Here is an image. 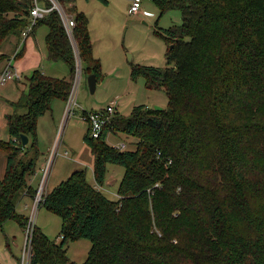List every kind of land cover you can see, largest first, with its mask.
<instances>
[{"label": "trees", "instance_id": "obj_1", "mask_svg": "<svg viewBox=\"0 0 264 264\" xmlns=\"http://www.w3.org/2000/svg\"><path fill=\"white\" fill-rule=\"evenodd\" d=\"M151 1L160 17L179 11L183 24L155 32L168 44L167 67L132 65L131 80L143 77L148 89L163 90L167 109L117 112L97 140L88 129L96 186L104 187L109 165L125 171L118 197L112 201L92 186L85 170L54 187L40 206L61 218V242L35 227L31 264H77L67 245L80 240L92 246L85 264H264V0ZM33 5L0 0V63L9 59L1 54L4 44L19 41L29 26ZM67 10L82 68L98 82L103 74L89 19L75 7ZM37 25L48 29L49 59L66 63L70 79L35 71L17 105L25 113L9 117L12 139L0 143L8 159L0 230L10 220L24 232L29 224L17 203L26 192L37 195L29 181L40 155L38 121L55 100H68L76 70L59 13ZM120 133L138 141L134 151L109 145L108 136Z\"/></svg>", "mask_w": 264, "mask_h": 264}, {"label": "rangeland", "instance_id": "obj_2", "mask_svg": "<svg viewBox=\"0 0 264 264\" xmlns=\"http://www.w3.org/2000/svg\"><path fill=\"white\" fill-rule=\"evenodd\" d=\"M108 1L107 6L99 0H75L73 2L75 8L79 12L85 13L91 23L90 30L95 57L99 58L101 62L103 78L98 81L95 93L92 94L88 82L90 76L82 68L83 65L79 57L75 62L76 70L72 79L74 85L77 75L80 78V86L76 96L77 106L74 107L73 114L67 113V101L63 104L62 100H55V104L63 108L65 113L63 118L59 120L60 117L57 114L49 112L38 121V145L40 149L38 158L39 160L44 159L43 161L52 160L46 176L48 178L52 173L51 182H48L47 185L45 183L48 189L65 182L75 171L83 170L87 172L88 182L92 186L95 185L94 173L92 172L94 157L84 141L88 131V124L82 119L84 111L101 110L115 100L117 101L116 110L120 111L124 117L130 116L132 110L140 107V105L148 108L160 107L163 110L167 109L168 106L169 99L163 90L148 89L143 77H139L137 81L131 80V70L134 65L155 66L162 69L167 67L168 44L155 32L174 25L181 26L183 24L181 13L168 11L160 17L159 9L153 1L142 0V10L148 11L150 15L146 18L143 12L137 13V15L128 13L131 0ZM66 7H69V3ZM44 31L46 29H43L42 33ZM43 36H39V38L42 39ZM71 44L73 53L75 50L78 53L76 41L74 40L76 47L73 46V43ZM58 64L65 66L64 75L70 74V68L65 63L60 62ZM107 141L111 146L124 143L126 151H134L138 142L122 133L118 136H109ZM66 154L68 158L64 157ZM107 171L102 192L113 201L117 199L119 185L125 171L116 165H109ZM41 177H44L43 171ZM45 194L46 191L43 192V195ZM30 217L31 215L28 218ZM8 224H10L8 226L14 227V231L19 228V224L15 220H10ZM38 224L47 228L46 232L51 241L58 240L61 242L62 220L60 217L51 214L46 208L40 206L35 214V227ZM26 237V233L23 232L18 235L12 234L9 236L8 243L5 234L0 231V264H10L11 257L15 258V256L16 258L20 257L21 260ZM14 242L19 247H16ZM6 244H9L10 248ZM67 249L69 259L75 260L78 264H85L92 246L88 240L70 241Z\"/></svg>", "mask_w": 264, "mask_h": 264}, {"label": "crops", "instance_id": "obj_3", "mask_svg": "<svg viewBox=\"0 0 264 264\" xmlns=\"http://www.w3.org/2000/svg\"><path fill=\"white\" fill-rule=\"evenodd\" d=\"M106 1H108V0H106ZM73 2L69 3V7H66V5L68 4V2H67L64 8L66 10L67 9L70 10L71 8H74L75 6L73 5ZM108 4H109V1H108ZM141 12H143L144 17L148 18L144 14V13H147L148 11L142 10ZM89 23H90V21H89ZM170 27H172V26H170ZM170 27H168V28H170ZM43 29H46V31H44L42 33ZM45 32H46V34L44 35ZM47 34H48L47 27L37 26L36 29L34 30L33 35L31 37L27 38L26 41L23 42L21 48L19 49L17 56L15 54L17 53V50L19 48L20 40L18 41L15 38H10L9 41H7L4 44V46L1 50V54L8 55L9 59L5 60V62L0 63V75H2V73L5 71V68L7 67V65L10 64L12 70H14L15 72L18 73V78L13 80V81H8V82H6V84H3V85L0 84V143H2V142L7 143L8 141H10L12 139L11 135H10V129L8 128L9 117L15 116V115H21V113L24 112L23 109L17 107V105H19L23 100L22 98H24L28 94L29 87H30L29 80L35 71L39 70L47 77H53L56 79H64V80L70 79V74L69 75L63 74L65 66H59L58 63H60V62H53L49 59V55L47 54V42H46L47 41V39H46ZM39 36H43L42 39H40ZM90 37H91V30H90ZM93 52H94V45H93ZM94 55H95V52H94ZM61 102L63 104L66 103L64 101H61ZM55 103L56 102L54 101L53 105H52V110L50 113L57 114L60 117L59 120H61L63 118V115H65V113L63 111V108L61 106H59L58 104H55ZM53 108H54V110H53ZM102 109H105V108H102ZM98 110H100V109H98ZM92 111H95V110H92ZM118 113H120V111H118ZM38 128H39V122H38ZM88 129H89V127H88ZM109 136H111V135H109ZM48 151H49V149H48ZM64 157H66V156H64ZM40 158H41V156H40ZM66 158H68V156ZM43 160L44 159L41 158V160L38 161L37 169L35 172L36 174L29 181L30 187H32L37 192L39 190V188L37 189V187H39V185L41 184L42 179H43V177H41L42 171L44 170L45 166L47 165V162L49 159H47L45 161H43ZM7 164H8V159H7L6 153L0 149V179H3L6 175L5 172L7 169ZM53 166H54V164H53ZM51 170H53V169H51ZM92 172L94 173V171H92ZM51 175H52V173H51ZM51 175L46 179V181H45L46 185L48 184V182H51L50 181ZM46 185L44 187L46 194L53 191L54 187H56V185H55V186L48 189ZM93 186L97 187L96 184ZM98 187L97 188L102 191L103 187H100V186H98ZM117 197H118V195H117ZM34 205H35L34 199L31 198L28 195V193L26 192L24 194V196L18 202L17 212L20 216H23V217L25 216L28 218L33 213ZM8 225H10V224H8V222H7L4 225L3 229L0 230L5 234L6 239L8 240V243L10 240V238H9L10 235H12V234L18 235L20 232L25 233L21 229L20 225H19V228L16 229V231H14L13 226L10 227ZM36 227L47 235V232H46L47 228L45 226L41 227V224L40 225L38 224ZM10 233H12V234H10ZM55 242L60 243V242H58V240H55ZM14 244L16 247H19V245L16 242H14ZM6 245L8 246V248H10L9 244H6ZM20 262H21L20 257L19 258H16V256H15V258L11 257L10 264H21ZM73 262L76 263L75 260H73Z\"/></svg>", "mask_w": 264, "mask_h": 264}, {"label": "built area", "instance_id": "obj_4", "mask_svg": "<svg viewBox=\"0 0 264 264\" xmlns=\"http://www.w3.org/2000/svg\"><path fill=\"white\" fill-rule=\"evenodd\" d=\"M46 2H50L51 6H48ZM142 0H131V5L128 13L130 15H137V13H140L142 11ZM31 17L29 21V26L22 32L21 34V41L19 44V48L17 50V53L15 54L17 56L19 49L21 48L24 41H26L27 38L31 37L34 33V30L38 26V22L42 19H44L50 12L57 11L60 15L62 24H64L65 30L68 34V37L71 38L73 46L74 44V38H73V30L75 28L74 20L71 16L68 15L67 10L64 8V6L61 5V0H34L33 8L31 9ZM145 16L149 17V13H144ZM76 47V46H75ZM76 53V61L80 57L78 56L77 50L74 51ZM15 56V57H16ZM81 62V61H80ZM79 73V72H78ZM18 78V73L12 70L11 65L8 64L5 68V71L0 76V84H6L8 81H13ZM80 78L76 77L74 80V85L70 91V94L68 96L67 100V113L73 114V109L75 106H77V92L80 86ZM117 101H113L110 103V105L102 110H96L91 112L84 111V115L82 117L83 121L88 124L89 130H90V137L94 140H97L101 137L106 127L111 125L112 120L117 114L116 110ZM115 148L119 149L120 151H126V146L124 143L120 145H114ZM67 157V154L65 155ZM51 161L49 160L47 162V165L45 166L43 173L44 177L42 179L41 184L39 185V190L37 192L36 197L34 198V209L33 213L31 215V219L29 221V224L25 230V233L27 235L26 237V243H25V250L23 252V256L21 258V264H31V257H32V251L33 248H31V242L33 238V229L35 228V214L37 210L39 209L41 202L43 200V192L45 191V181L48 169L51 165Z\"/></svg>", "mask_w": 264, "mask_h": 264}, {"label": "water", "instance_id": "obj_5", "mask_svg": "<svg viewBox=\"0 0 264 264\" xmlns=\"http://www.w3.org/2000/svg\"><path fill=\"white\" fill-rule=\"evenodd\" d=\"M88 82H89V85H90L91 93L94 94V93H95V90H96V87H97V84H98V82H97V78H96V75H91V76L89 77ZM155 109H156V110H159V111H163V109L160 108V107H155ZM21 141H22V144H23L24 146L29 145V144H28V143H29V138H28L27 136L22 135V136H21Z\"/></svg>", "mask_w": 264, "mask_h": 264}, {"label": "bare ground", "instance_id": "obj_6", "mask_svg": "<svg viewBox=\"0 0 264 264\" xmlns=\"http://www.w3.org/2000/svg\"><path fill=\"white\" fill-rule=\"evenodd\" d=\"M1 76V75H0ZM98 187V186H97ZM101 187V186H100ZM99 188V187H98ZM98 188H97V190H98Z\"/></svg>", "mask_w": 264, "mask_h": 264}]
</instances>
